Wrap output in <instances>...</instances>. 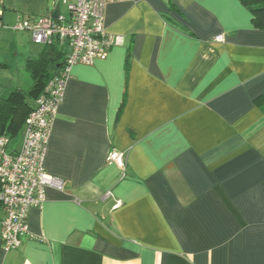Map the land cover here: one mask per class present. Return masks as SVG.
Listing matches in <instances>:
<instances>
[{"label":"crops","instance_id":"crops-1","mask_svg":"<svg viewBox=\"0 0 264 264\" xmlns=\"http://www.w3.org/2000/svg\"><path fill=\"white\" fill-rule=\"evenodd\" d=\"M252 18L239 0L109 3L121 42L72 67L49 137L45 168L65 187L30 211L35 238L5 251L0 237V264H264V28Z\"/></svg>","mask_w":264,"mask_h":264},{"label":"built area","instance_id":"built-area-1","mask_svg":"<svg viewBox=\"0 0 264 264\" xmlns=\"http://www.w3.org/2000/svg\"><path fill=\"white\" fill-rule=\"evenodd\" d=\"M117 1L126 0H73L69 4V16L18 17L15 29L29 31L37 44L59 41L67 45L69 53L65 66L36 99L26 119L20 147L10 150L11 139L0 135V203L4 213L0 237L5 251L20 247L25 236L35 238L29 232L28 217L33 208H41L46 202V188L65 187L63 180L47 173L44 164L52 125L64 101L72 67L93 65L121 42L120 37L105 29L106 7ZM223 38L219 35L215 40L223 41ZM109 159L122 163L121 154L113 153Z\"/></svg>","mask_w":264,"mask_h":264},{"label":"rangeland","instance_id":"rangeland-1","mask_svg":"<svg viewBox=\"0 0 264 264\" xmlns=\"http://www.w3.org/2000/svg\"><path fill=\"white\" fill-rule=\"evenodd\" d=\"M50 10L55 3H59L61 12L69 16L70 0H49ZM48 0H0V10L4 12L3 26L6 33L4 42H0V95H7L16 88L29 90L33 85L26 62L34 47H42L33 41L31 33L26 30H17L15 25L19 15L23 19L46 14ZM7 40V41H6ZM22 139L20 131L11 140L9 149L18 145Z\"/></svg>","mask_w":264,"mask_h":264},{"label":"trees","instance_id":"trees-1","mask_svg":"<svg viewBox=\"0 0 264 264\" xmlns=\"http://www.w3.org/2000/svg\"><path fill=\"white\" fill-rule=\"evenodd\" d=\"M251 13L253 24L264 28V0H239ZM67 45L52 41L44 45L37 58L29 59L27 69L33 85L29 90L17 88L7 95H0V135L11 140L25 126L26 119L33 109V101L42 94L49 80L65 66ZM130 54L126 66L129 67ZM264 108V106H262ZM0 203V224L3 218Z\"/></svg>","mask_w":264,"mask_h":264},{"label":"water","instance_id":"water-1","mask_svg":"<svg viewBox=\"0 0 264 264\" xmlns=\"http://www.w3.org/2000/svg\"><path fill=\"white\" fill-rule=\"evenodd\" d=\"M52 16L53 17H57L58 16V11H55Z\"/></svg>","mask_w":264,"mask_h":264}]
</instances>
